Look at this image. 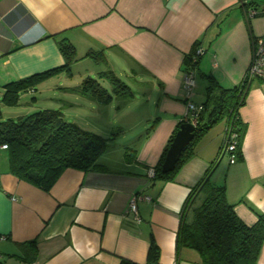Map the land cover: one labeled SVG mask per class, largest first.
Segmentation results:
<instances>
[{
  "label": "crops",
  "instance_id": "0c3cea01",
  "mask_svg": "<svg viewBox=\"0 0 264 264\" xmlns=\"http://www.w3.org/2000/svg\"><path fill=\"white\" fill-rule=\"evenodd\" d=\"M248 1L0 0V100L4 84L63 65L61 39L74 46L71 66L90 64L81 75L110 89L98 78L110 70L132 92L109 104L87 98L92 103L85 124L109 139L100 167L67 168L49 191L17 179L6 149H0V264H120L122 259L145 264L151 239L160 252L155 264H201L195 250L177 248L176 238L182 215H192L185 209L188 194L217 161L226 121L196 139L172 179L154 177V167L187 102L203 104V75L224 88L241 82L253 38L264 35V14L248 15L249 8L264 10V0H254L255 7L243 12L240 6ZM195 42L202 53L189 67L185 57ZM90 52L105 60L97 63ZM188 67L195 85L187 96L182 77ZM80 83L71 85L73 93L81 95ZM26 91L35 93L36 87ZM239 116L240 156L233 162L218 159L210 182L225 184L236 215L251 226L264 214V80L248 82ZM135 194L142 195L139 221L127 211ZM257 263L264 264V244Z\"/></svg>",
  "mask_w": 264,
  "mask_h": 264
},
{
  "label": "trees",
  "instance_id": "16d2710c",
  "mask_svg": "<svg viewBox=\"0 0 264 264\" xmlns=\"http://www.w3.org/2000/svg\"><path fill=\"white\" fill-rule=\"evenodd\" d=\"M255 5L254 0H250L240 7L246 12L247 7ZM58 43L64 56L63 65L4 84V93L0 100V145H7L10 173L44 191H49L67 168L82 171L99 168L98 158L105 151L109 140L69 121L60 109H39L15 118L2 116V104L14 105L20 92L33 89L59 73L70 75V66L75 59L74 46L66 39H61ZM197 45L195 42L192 51L185 57V63L189 67H195L198 62V56L194 61ZM88 55L97 63L105 60L97 53L90 52ZM203 76L206 81L205 100L197 114L194 137L182 151L174 169L163 173L161 164L184 121L180 122L154 167V177L172 179L191 156L196 139L214 124L225 120L239 134L242 133L244 126L239 109L244 104L248 83L240 82L234 87L224 88L212 75ZM98 78L107 80L111 88L107 89L95 77L87 76L78 88L83 97L99 104H109L115 96L126 99L132 95L126 84L112 71H101ZM236 153L238 159L240 154L238 151ZM125 156L128 157L127 154ZM217 161L207 169L204 178L188 194L185 209L190 207L192 215L190 219L182 215L176 246L195 250L200 256L201 264H258V254L264 244V214H260L251 226L246 225L236 215L233 205L227 200L225 184L216 185L210 182V174ZM200 195V204L194 206V201ZM159 254L158 245L151 239L145 264L158 262ZM120 264L137 263L122 259Z\"/></svg>",
  "mask_w": 264,
  "mask_h": 264
},
{
  "label": "rangeland",
  "instance_id": "374dc122",
  "mask_svg": "<svg viewBox=\"0 0 264 264\" xmlns=\"http://www.w3.org/2000/svg\"><path fill=\"white\" fill-rule=\"evenodd\" d=\"M90 64L88 62H82L77 66H71L70 75L67 73L66 76H61L62 78L52 77L48 79L44 84L40 86L36 85V92L29 93L27 91H22L19 93L18 100L14 105H2L1 111L3 116L6 118L11 117L15 118L17 115L23 116L29 113L34 112L39 109H61L64 114H66V118L69 121H73L84 129L89 130L92 128V125L85 124V119L88 113H90V105L92 102H89L87 98L73 93L76 88L72 89L71 85L78 83L83 75L82 70L90 69ZM92 67V66H91ZM95 65L93 66V68ZM97 67V66H96ZM95 67V69H96ZM91 72V71H90ZM92 76L94 74L91 73ZM86 77V75H84ZM83 76V78H85ZM106 84V83H105ZM69 85V86H62ZM66 91V92H65ZM81 96L82 98H77ZM57 104V105H55ZM100 121L102 119L100 118ZM100 126H102L100 124ZM202 199V195H200L196 200L195 204H199Z\"/></svg>",
  "mask_w": 264,
  "mask_h": 264
},
{
  "label": "built area",
  "instance_id": "2783aa9c",
  "mask_svg": "<svg viewBox=\"0 0 264 264\" xmlns=\"http://www.w3.org/2000/svg\"><path fill=\"white\" fill-rule=\"evenodd\" d=\"M256 14H264V10L258 11L256 8H249L248 15L254 16ZM202 53V49L197 47L195 50L194 61L196 57ZM259 78L264 80V35L252 41V54L249 66L241 80V84L250 82L251 79ZM195 85V74L192 68H186L182 77V86L187 94L191 93ZM200 105H196L191 101L186 104V114L182 121L191 122L194 126L197 123V114L201 110ZM240 134L233 129L232 125L226 123L224 128L221 146L218 152L217 160L226 157L228 162L236 161L237 146ZM6 144H1L0 149H6ZM141 194H135L130 199L128 205V212L137 220H140L137 211V200L141 198ZM143 198H147L143 196Z\"/></svg>",
  "mask_w": 264,
  "mask_h": 264
},
{
  "label": "water",
  "instance_id": "95a60500",
  "mask_svg": "<svg viewBox=\"0 0 264 264\" xmlns=\"http://www.w3.org/2000/svg\"><path fill=\"white\" fill-rule=\"evenodd\" d=\"M195 134V126L191 122H183L168 147L161 164L163 173L172 171L182 151L190 143Z\"/></svg>",
  "mask_w": 264,
  "mask_h": 264
}]
</instances>
